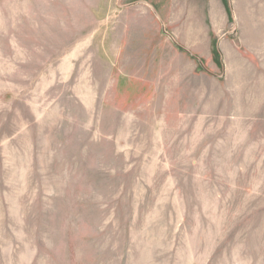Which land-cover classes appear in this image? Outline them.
Returning a JSON list of instances; mask_svg holds the SVG:
<instances>
[{
	"label": "rangeland",
	"instance_id": "obj_1",
	"mask_svg": "<svg viewBox=\"0 0 264 264\" xmlns=\"http://www.w3.org/2000/svg\"><path fill=\"white\" fill-rule=\"evenodd\" d=\"M0 264H264V0H0Z\"/></svg>",
	"mask_w": 264,
	"mask_h": 264
}]
</instances>
